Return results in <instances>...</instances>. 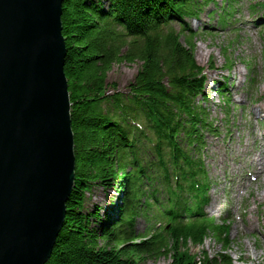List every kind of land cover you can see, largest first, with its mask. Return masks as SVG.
<instances>
[{"label":"trees","instance_id":"16d2710c","mask_svg":"<svg viewBox=\"0 0 264 264\" xmlns=\"http://www.w3.org/2000/svg\"><path fill=\"white\" fill-rule=\"evenodd\" d=\"M107 1L103 8L100 1L63 0L76 178L46 264H144L161 256L172 258L168 264H234L225 251L213 257L204 251L197 260L188 247L208 236L224 250L231 245L230 227L204 212L211 186L202 178L205 134L216 129L197 101L206 98V77L195 56L197 31L186 23L213 0ZM229 19L223 10L220 24ZM122 62L140 63L127 94L107 79ZM94 185L119 193L104 221L98 209L84 210ZM155 207L158 228L139 233L136 216L150 222Z\"/></svg>","mask_w":264,"mask_h":264},{"label":"water","instance_id":"95a60500","mask_svg":"<svg viewBox=\"0 0 264 264\" xmlns=\"http://www.w3.org/2000/svg\"><path fill=\"white\" fill-rule=\"evenodd\" d=\"M63 0H0V264H46L76 178Z\"/></svg>","mask_w":264,"mask_h":264},{"label":"rangeland","instance_id":"374dc122","mask_svg":"<svg viewBox=\"0 0 264 264\" xmlns=\"http://www.w3.org/2000/svg\"><path fill=\"white\" fill-rule=\"evenodd\" d=\"M95 1H100L103 8L109 5L107 0ZM263 2L234 0L230 5L227 0H213L203 7L198 17L186 20L187 25L197 31L195 56L206 69V98L198 96L197 101L204 104L208 119L216 129L215 133L205 134L207 147L203 148L206 154L203 158L207 173L202 178L209 180L213 188L204 212L220 224L228 217L231 221V245L227 250L212 236L203 244L189 243V251L197 260L203 257L204 251L211 257L225 251L234 264H264V174H260L254 164L245 162L258 152L262 142L256 129H260L264 119L254 117L253 110L264 107ZM225 9L229 10L230 19L222 25L219 19ZM176 26L180 29L178 23ZM182 41L185 42L184 35ZM199 48L206 53L204 59L198 57ZM225 50L233 59L232 69L225 67ZM139 66V62L114 64L107 79L115 83L118 91L127 94ZM221 84H225L224 97L218 92ZM136 121L143 126L142 119ZM234 152L239 154L235 158ZM238 158H242L245 165L234 169L240 162ZM245 168L251 171L250 175L245 176ZM118 197L115 187L105 190L94 185L87 194L84 210L89 213L98 209L104 221L115 213ZM160 210V207L153 209L149 214L150 222L142 215L136 216L139 233H152L158 228ZM249 223L254 225L253 229L245 227ZM171 259L170 256L149 257L144 264H168Z\"/></svg>","mask_w":264,"mask_h":264},{"label":"bare ground","instance_id":"6f19581e","mask_svg":"<svg viewBox=\"0 0 264 264\" xmlns=\"http://www.w3.org/2000/svg\"><path fill=\"white\" fill-rule=\"evenodd\" d=\"M206 56L205 51L202 48L198 49V57L200 59H204ZM254 111V117H263L264 119V107L263 106H259L257 107ZM256 133L261 135V141L258 145L259 150L257 153L251 155L250 157L245 159V162H249L250 164H254L256 166V169L258 170V172L260 174H264V135H262L260 133L259 129H256ZM235 153V152H234ZM239 154L235 153V157H237ZM240 160V162H237V166L234 167V169H238L240 165H243V160L242 158H238V161ZM245 165V164H244ZM244 172L246 171V168L243 170ZM251 174L250 170H247L245 172V176H248ZM247 229H253L254 225L252 223H249L247 225H245Z\"/></svg>","mask_w":264,"mask_h":264}]
</instances>
